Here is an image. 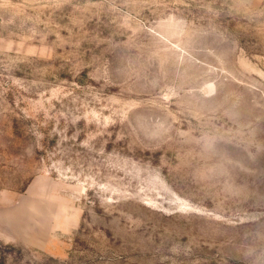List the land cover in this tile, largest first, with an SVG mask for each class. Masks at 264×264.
<instances>
[{
  "label": "rangeland",
  "instance_id": "obj_1",
  "mask_svg": "<svg viewBox=\"0 0 264 264\" xmlns=\"http://www.w3.org/2000/svg\"><path fill=\"white\" fill-rule=\"evenodd\" d=\"M24 203L0 264H264V0H0Z\"/></svg>",
  "mask_w": 264,
  "mask_h": 264
},
{
  "label": "crops",
  "instance_id": "obj_2",
  "mask_svg": "<svg viewBox=\"0 0 264 264\" xmlns=\"http://www.w3.org/2000/svg\"><path fill=\"white\" fill-rule=\"evenodd\" d=\"M46 192H48V191H46ZM49 194H51V193H49ZM31 209H32L31 206L26 205L25 203L23 205L22 204L17 205L16 207H15V205H13L11 207H5V206L2 207V206H0V232H1V229H3L4 225L7 222H9V216H11L12 213H17L18 210L21 211L19 213V218L18 219L22 223L23 218H25L24 217V215H25L24 212L26 211V212L30 213Z\"/></svg>",
  "mask_w": 264,
  "mask_h": 264
}]
</instances>
